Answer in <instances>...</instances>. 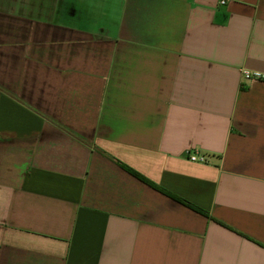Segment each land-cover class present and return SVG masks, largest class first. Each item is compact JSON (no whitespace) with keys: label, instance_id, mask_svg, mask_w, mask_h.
<instances>
[{"label":"crops","instance_id":"crops-1","mask_svg":"<svg viewBox=\"0 0 264 264\" xmlns=\"http://www.w3.org/2000/svg\"><path fill=\"white\" fill-rule=\"evenodd\" d=\"M244 71L264 0H0V264H264Z\"/></svg>","mask_w":264,"mask_h":264},{"label":"trees","instance_id":"trees-1","mask_svg":"<svg viewBox=\"0 0 264 264\" xmlns=\"http://www.w3.org/2000/svg\"><path fill=\"white\" fill-rule=\"evenodd\" d=\"M121 166H122L124 169H126L130 174H132V175L135 176L136 178H138V179H140V180L146 182L147 184H149L150 186L154 187L155 189H157V190L163 192V194H165V195H167V196H169V197H171V198H173V199H175V200H177V201H179V202H181V203H184V204H186L187 206L192 207L194 210H196V211H198V212H200V213L206 215V213H205L204 211H202V210H200V209H198V208H195V207L191 206L190 204H188L186 201H184V200H182V199H180V198H178V197H176V196L170 194L169 192H166L165 190L160 189L159 187H157L156 185H154L152 182H150L149 180H147L146 178H144L142 175H140L139 173H137L136 171H134L132 168H130V167L126 166V165H123V164H121Z\"/></svg>","mask_w":264,"mask_h":264},{"label":"built area","instance_id":"built-area-1","mask_svg":"<svg viewBox=\"0 0 264 264\" xmlns=\"http://www.w3.org/2000/svg\"><path fill=\"white\" fill-rule=\"evenodd\" d=\"M227 0H221V4H225ZM244 79L254 82V81H262L264 80V74L259 72H250V71H244L243 72ZM189 159L193 162H199L204 163L206 160L204 157L198 156L196 154H189Z\"/></svg>","mask_w":264,"mask_h":264}]
</instances>
